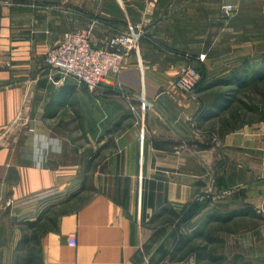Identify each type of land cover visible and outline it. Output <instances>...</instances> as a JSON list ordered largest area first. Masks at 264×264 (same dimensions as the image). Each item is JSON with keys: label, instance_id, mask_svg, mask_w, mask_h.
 Returning <instances> with one entry per match:
<instances>
[{"label": "crops", "instance_id": "obj_1", "mask_svg": "<svg viewBox=\"0 0 264 264\" xmlns=\"http://www.w3.org/2000/svg\"><path fill=\"white\" fill-rule=\"evenodd\" d=\"M200 1L146 0L138 10L128 0H0V264L14 262L20 222L40 217L43 264H201L229 255L264 264V117H234L237 108H216L226 94L212 103L174 84L188 65L228 78L242 76L246 60L255 66L264 0H233L231 25L215 38L212 10ZM134 22L145 28L138 50L96 93L46 64L70 30L92 29L99 45ZM142 96L152 103L146 110ZM211 181L213 197L188 223L221 211L236 227L215 236L172 225L167 217L189 214Z\"/></svg>", "mask_w": 264, "mask_h": 264}, {"label": "built area", "instance_id": "obj_2", "mask_svg": "<svg viewBox=\"0 0 264 264\" xmlns=\"http://www.w3.org/2000/svg\"><path fill=\"white\" fill-rule=\"evenodd\" d=\"M237 9L236 4L232 2H223L221 6L222 14L228 21L236 14ZM144 33L145 29L141 23H130L125 30L108 36L98 45L93 41L92 29L70 30L59 44L47 52L45 61L61 78L70 76L93 94L98 91L108 75L118 74L122 70L125 58L138 50ZM199 81L197 68L188 65L182 68L174 84L185 92L195 94ZM141 99L143 110L152 105L143 96ZM214 183L211 181L196 199L203 202L212 198L215 193ZM68 241L71 247L78 244L75 234H71Z\"/></svg>", "mask_w": 264, "mask_h": 264}, {"label": "rangeland", "instance_id": "obj_3", "mask_svg": "<svg viewBox=\"0 0 264 264\" xmlns=\"http://www.w3.org/2000/svg\"><path fill=\"white\" fill-rule=\"evenodd\" d=\"M130 3H133V5L136 7V9L140 10L143 9L144 4L146 2V0H128ZM153 2H159L162 5L167 4L169 2H172L173 0H151ZM167 1V2H166ZM177 3H182L184 0H174ZM202 2V0L200 2H197V5L200 4ZM223 2H232L234 4L235 1L231 0V1H223V0H207L205 3H207V7H210L212 10V17H213V23L211 26V32L213 37L215 38L216 36H219V34L221 33V30L226 27V26H230L232 20H226L222 14L221 11V6ZM173 3V2H172ZM202 4L204 5V1L202 2ZM238 7V6H237ZM179 16L181 18V14H176V17ZM140 23V22H138ZM145 29V28H144ZM261 33H264V29H262ZM261 49H264V47L262 46ZM261 65V64H259ZM258 65V66H259ZM194 67H198L195 66ZM198 70V68H197ZM199 74H200V80L202 77L201 74V69L198 70ZM216 74H212V75H208V72H206L205 78H203V82L200 86V88H198V91L201 92L202 94H200V96L202 95L203 99L210 100L212 101V103L215 101L217 95L220 94H226L228 96V101L225 102L226 99H223L219 104V106H223L224 104H228L230 103V105L232 106V108L230 110H233L235 108H240V110L243 111L242 116H244V119L252 117L254 114H256V112H258L260 114V116L263 118L264 117V85L261 84L259 86V88H255V87H251V88H247L242 90L238 85L236 84H227L225 83L226 81L232 80L233 77L228 78L224 75L222 76H218L219 71H216ZM218 74V75H217ZM200 82V81H199ZM209 87V89L204 90L205 88ZM197 90V86L196 89ZM209 102V101H208ZM229 105V106H230ZM216 107L217 110H220V107ZM71 108V107H70ZM73 109V108H72ZM141 109H143L141 107ZM74 110V109H73ZM258 115V114H256ZM255 115V116H256ZM239 121V120H238ZM232 123H237V120H232ZM81 189V188H80ZM79 191V190H78ZM71 191H67V194H65V196H67ZM75 191H72L69 196H72L74 194ZM91 194L90 190H86L82 195H79L73 203L75 205L80 204L84 199H86L89 195ZM226 217H228L226 215V212H221V211H217L216 213H214L211 217H208V220L206 219V217H203L201 220L197 219L194 222L188 223L189 221V217L188 215L182 214V215H175L173 218L172 216H168L167 219L171 222L172 225H174L175 227H188V226H192V227H200L201 229L208 227L209 229H211L213 231V234L216 236V234L219 236L220 231H222V228H230L231 229L235 228L239 221L238 220H233L230 222H226ZM211 219L213 220V222H210ZM200 220V221H199ZM26 220H22L20 223L25 222ZM214 231H218V232H214ZM197 244L201 245L204 244L205 242V236H203V238L198 239ZM208 245V243H207ZM202 246V245H201ZM199 248L201 249V247L199 246ZM213 248H215V250H213V255H220V253H222L223 251H221L220 249V244L217 243L213 245ZM225 255V254H224ZM227 260L225 261H219V262H212L208 259H205L203 261H201V264H250L247 262H243L242 260L236 259V257L233 256H226ZM239 260V261H238Z\"/></svg>", "mask_w": 264, "mask_h": 264}, {"label": "trees", "instance_id": "obj_4", "mask_svg": "<svg viewBox=\"0 0 264 264\" xmlns=\"http://www.w3.org/2000/svg\"><path fill=\"white\" fill-rule=\"evenodd\" d=\"M258 58V60L255 61V66H249V60H246L245 62V68L244 73L242 76H236L232 80L226 81L227 84H236L238 85L242 90L255 87L259 88L261 84L264 85V54H261ZM261 64V65H259ZM259 65V66H258ZM198 70L201 69L202 77L200 82L197 84V90L200 88L203 78H205L206 75V68L202 65H198ZM202 89V88H200ZM264 93V92H263ZM230 103L224 104L220 107V111L227 109ZM234 117L241 116V110L240 108L236 109L235 112H233ZM207 204L206 202L202 203H195L192 205L189 214L186 212L188 217H190V214H194L198 212L203 206ZM185 214V213H184ZM42 218H38L35 221L26 220L23 222V224L26 226L25 229H23V235L16 247L15 252V258L13 264H43V259L40 252V238H39V231L43 229L45 224L41 223Z\"/></svg>", "mask_w": 264, "mask_h": 264}]
</instances>
